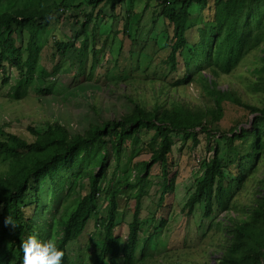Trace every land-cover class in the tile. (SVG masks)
<instances>
[{
  "label": "trees",
  "instance_id": "16d2710c",
  "mask_svg": "<svg viewBox=\"0 0 264 264\" xmlns=\"http://www.w3.org/2000/svg\"><path fill=\"white\" fill-rule=\"evenodd\" d=\"M66 1L53 0L48 4L44 0H0V73H7L9 64L29 77L23 85L15 88V95L18 96L22 87L28 84L43 92L46 89L43 88L46 76L61 66L50 71L40 64L42 46L38 36L40 31H45L54 23L55 18L65 15V11L69 9ZM85 1L90 11L82 10L84 19L76 18V24L82 29L78 35H83L80 46H75L81 64H84L88 31L94 17L106 15L107 8L114 16L118 6L126 4L123 32L131 37V24L138 15L141 0ZM145 1L146 6L142 12L149 6L157 7L153 13L164 21L168 40L163 46L169 49L165 60L168 70L164 74L148 77L152 89L151 102L129 91L130 86L136 87L138 78L121 79L114 72L108 77L106 86L110 92L127 91L121 95L125 100L122 113L105 115L102 106L89 101V108L93 112L88 117V125L83 133L72 132L64 122L56 120L46 123L42 128L29 125L28 130L34 135V139L29 141L16 133L5 132L0 127V264H23L21 246L24 234L33 229V224L26 217L25 200L28 197L35 199L42 217H45L47 212L42 208H45L46 203L43 205L41 202L40 190L47 184L50 185L53 197L49 199V207H53L65 182H74L71 173L79 169L74 176L80 173L82 181L87 174L89 190L64 221L60 247L65 249L82 235L89 216L95 211L96 226L103 234L102 239L95 244L97 251L88 255L86 264H116L120 256L123 257V264H157L155 260L149 262L146 256L139 259L137 257L142 230L140 202L145 194L144 183L149 178L150 169L159 164L162 204L174 190L176 180V174L169 168V155L175 144V136L181 135L184 140L192 139L194 145H197L201 133L206 135L210 143L209 149L213 153L204 160L205 174L186 200L183 211L191 215L198 204L205 205L204 216L207 218L214 214L216 204L228 211L224 219L216 222L221 235L226 239L217 264H264V194L260 195L257 203L248 207L247 217L232 215L229 209L230 197L240 183V178L229 179L227 176L229 166L240 169L243 160L253 158L258 153L257 143L264 128V107L245 102L232 89L218 87L216 80L220 73H228L235 68L241 58L262 41L264 0H214L213 17L207 23L200 20L196 33L198 41L192 48L191 59L194 65H198L199 60H208L212 65L213 77L203 76L209 102L198 106L187 103L176 94L172 98H168V95L170 90H179L189 80L188 70L181 78H174L173 74L179 71L180 58H184L188 50L190 30L194 26L192 9L196 4L202 9L207 8L210 0ZM98 25L97 22L93 24L94 32ZM17 32L28 34L26 44H22L16 37ZM148 33L153 38L158 37L153 27ZM56 41L57 48L64 54L70 53L72 46L76 44L75 40H70L72 43ZM122 51L116 58L115 67L120 65L123 56L129 54V49L127 54ZM185 65L190 67L191 60L185 59ZM161 75L164 77L160 78ZM121 82H124L125 87H120ZM257 85L264 88V57L262 76ZM79 87L81 91L86 90L83 85L74 87L70 92L75 95L74 90H79ZM89 87L101 86L87 84V90ZM165 93L167 95L164 98ZM226 101L255 113L253 128H232L222 133L214 129L212 123L220 121L225 115ZM208 119L211 122L207 123ZM219 132L228 144L229 155L226 160L221 156L219 144L213 142ZM128 161L130 169L137 172L136 181L127 179L115 186L111 185L117 172L125 171L124 166ZM112 166L111 177L107 178L108 183L104 186V180ZM122 187H139L126 240L116 234L121 223L118 193ZM102 191L107 192L110 203L107 213L100 216L96 204ZM68 208L66 205L65 211ZM9 216L15 220V226L5 223ZM152 220H156L154 215ZM164 222L166 220L162 218V226ZM178 256L180 253L174 251L166 253L164 259H175Z\"/></svg>",
  "mask_w": 264,
  "mask_h": 264
},
{
  "label": "rangeland",
  "instance_id": "374dc122",
  "mask_svg": "<svg viewBox=\"0 0 264 264\" xmlns=\"http://www.w3.org/2000/svg\"><path fill=\"white\" fill-rule=\"evenodd\" d=\"M44 1L48 4L53 2V0ZM209 2V6L205 9H202L199 4L192 9L194 26L190 30V43L184 54L185 59L191 60L190 67L185 65V59L182 57L179 71L173 74L174 78H181L188 70L189 80L183 83L179 90H170L168 95V98H172L176 94L178 98L197 106L209 102L203 76L213 77L212 65L208 60H199L198 65H194L191 59L192 48L198 41L196 33L200 20L203 19L207 23L209 18L213 17L214 0ZM66 3L69 9L65 11V15L55 18L54 23L45 31H40L38 36V41L42 46L40 64L50 71L61 65L57 71L54 70L52 74L46 76L43 85L46 89L40 92L37 87L28 84L22 87L17 96L15 88L24 84L29 78L28 74L19 73L14 66L9 64L8 72L0 73V127L5 132L16 133L29 141L34 139V135L28 130L29 125L42 128L46 123L56 120L64 122L72 132L83 133L88 125V117L93 112L89 108V101L102 106L105 115H114L115 112L122 113L125 100L121 95L127 91L110 92L106 86L109 81L108 77L114 72L119 74L121 79L138 78L136 87L130 86L129 91L151 102L152 89L148 77L157 76L158 73L164 74L168 70L165 60L169 49L163 46L168 36L164 31L166 27L163 19L153 13L157 7L149 6L145 12H142L146 1L139 2L138 15L131 24V37L123 32L126 22L124 17L126 4L118 6L114 16V13L107 8L105 9L106 15L94 17L88 31V43L83 55L84 64H81L75 46H80L83 35H78L81 34L82 29L76 24V18L84 19V12H89L90 7H87L85 0H67ZM101 7L102 5L99 8ZM155 17L156 21H154ZM96 22L99 25L94 32L93 24ZM152 27L158 34L156 38L148 33ZM16 37L22 44H26L29 39L26 32L22 34L17 32ZM134 37H137L136 40ZM56 40L69 43H72L70 40H75L76 44L72 46L70 53L64 54L57 48ZM123 48L124 51H122ZM127 49H129V54L126 57L123 56L120 65L115 67L119 52L127 54ZM263 57L264 37L256 47L241 58L235 68L228 73H220V76L216 78L218 87L232 89L245 102L264 107V88L257 85L262 76ZM163 77L161 75L160 78ZM169 80H172V76ZM87 84H98L101 87H89L87 90ZM157 84L159 85V82ZM83 85L86 90L81 91L79 87V90H74L75 95L70 92L74 87ZM123 86L125 87L124 82H121L120 87ZM166 95V93L163 94V97L165 98ZM224 108V117L212 123L214 129L222 133L232 128H253L255 113L229 101L224 103ZM209 122L211 121L208 119L207 123ZM220 132L213 138V142L219 144L221 156L226 160L229 155L228 144L226 139L221 137ZM209 144L204 133L199 135L197 145H194L192 139L184 140L181 135L175 136V144L169 155V168L173 174H176V180L174 190L166 196L162 204H160L161 166L155 164L150 169L149 178L144 183L145 194L140 202L142 230L137 249L138 259L146 256L149 262L155 260L157 264L218 263L226 239L221 235L216 222L224 219L228 211L219 208L217 204L214 214L208 218L204 216V204H198L191 215L183 211L186 200L205 174L204 160L213 153L212 149H209ZM257 149L258 153L253 158L243 160L240 169L233 165L227 169L229 179L240 178V183L236 185L230 197L229 205L230 213L239 218L247 217L248 207L257 203L260 195L264 194V128L259 135ZM124 168L125 171L117 172L111 185L115 186L127 179L131 182L136 181L137 172L130 169V161ZM112 170L113 166L104 180V186L107 185V178L111 177ZM79 171L75 170L71 173L74 182L70 180L65 182L51 208L49 199L53 197V193L50 192V185L47 184L40 190L41 202L43 205L46 203L45 208H42L47 212L45 217H42L35 199L28 197L24 202L26 217L33 224V229L26 231L23 241L31 235L38 236L42 240L53 239L64 253L62 264H86L88 255L97 251L95 244L102 239L103 234L96 226L97 216L93 211L82 235L68 244L65 249L60 247L64 221L89 190L87 174L84 175L82 181H80V173L74 176ZM138 192L139 187H122L118 193L121 223L116 229V234L124 240L129 234V224L133 220ZM109 203L107 192L102 191L96 204L100 216L107 213ZM66 205L69 206L67 211H65ZM153 215L156 219L154 221L152 220ZM162 218L166 220L163 226L161 225ZM174 251L179 252L180 256L175 259H164L166 253ZM116 264H123L122 256L117 259Z\"/></svg>",
  "mask_w": 264,
  "mask_h": 264
},
{
  "label": "clouds",
  "instance_id": "9594fccd",
  "mask_svg": "<svg viewBox=\"0 0 264 264\" xmlns=\"http://www.w3.org/2000/svg\"><path fill=\"white\" fill-rule=\"evenodd\" d=\"M6 224L15 226L16 222L10 216ZM23 264H62L63 251L60 250L53 239L42 240L31 235L22 243Z\"/></svg>",
  "mask_w": 264,
  "mask_h": 264
}]
</instances>
